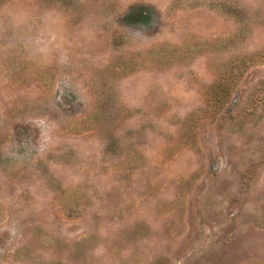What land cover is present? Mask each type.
<instances>
[{
	"label": "rangeland",
	"instance_id": "1",
	"mask_svg": "<svg viewBox=\"0 0 264 264\" xmlns=\"http://www.w3.org/2000/svg\"><path fill=\"white\" fill-rule=\"evenodd\" d=\"M0 264H264V0H0Z\"/></svg>",
	"mask_w": 264,
	"mask_h": 264
},
{
	"label": "trees",
	"instance_id": "2",
	"mask_svg": "<svg viewBox=\"0 0 264 264\" xmlns=\"http://www.w3.org/2000/svg\"><path fill=\"white\" fill-rule=\"evenodd\" d=\"M144 10H140L139 9V13H138V16H139V19L138 20H140V21H144L148 16H147V14H145L144 12H143ZM131 13V12H130ZM133 13V12H132Z\"/></svg>",
	"mask_w": 264,
	"mask_h": 264
}]
</instances>
